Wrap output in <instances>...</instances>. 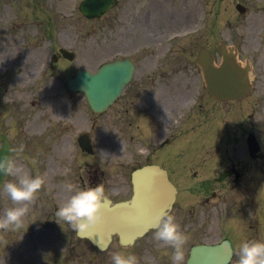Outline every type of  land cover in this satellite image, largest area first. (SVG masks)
Instances as JSON below:
<instances>
[{"label": "rangeland", "instance_id": "rangeland-1", "mask_svg": "<svg viewBox=\"0 0 264 264\" xmlns=\"http://www.w3.org/2000/svg\"><path fill=\"white\" fill-rule=\"evenodd\" d=\"M80 2L81 0H0V125L11 121L10 125H13L17 134L18 121L36 110V106L31 109V105L36 102L35 99L44 102L47 98L57 100V96L70 98L61 88V82L65 81L69 73L82 67L96 70L106 53H109L108 48H102V43L106 42L109 32H112L110 36L115 40V44L119 45L120 41H125L123 36L125 37L131 29L125 23L133 17L128 10H122L123 2L121 6L117 5L112 14L121 10V15L124 16L120 19L113 18L110 26L103 29L107 31L105 41L104 35L100 34L99 24L85 22L80 16L77 10ZM238 2L246 7L243 16L235 11V4ZM147 8L152 18L141 23V13ZM132 13L143 26L133 27L135 30L131 31L130 38L133 40V47L136 48L133 50L127 48L129 56L137 62V73L133 83L136 86L144 82L142 78L146 70L153 73L156 79L162 73L171 78V81L161 79L163 83L174 85L179 77L180 82L190 85L186 84L190 81L185 78L191 77V73L194 75L197 73L194 58L198 49L204 46L218 52L217 48L221 42L236 48L239 59L252 65L254 87L250 97L230 102V107L227 108L223 103L210 106L209 102L203 101L206 113L202 112V116L200 113H194L190 127V123L185 125L186 133L174 144L175 147L192 148L194 154L199 149L203 152L201 159L200 154L194 155L195 158L189 159L182 166L186 176H189V172L195 171L203 178L217 176L222 166L229 163L242 174L237 183L229 178L226 180L230 182L229 185L220 186L219 181L217 186L215 184L206 190L201 189L200 185L197 186L195 181L179 180L181 184L178 185L180 189L178 208L174 211L176 217L186 216V220L190 212L192 214L195 212L192 222L197 220L198 212L202 211L204 223L201 232L199 234L195 232L196 224L186 231L191 232L192 237L188 245L199 242L212 243L230 237L234 246L231 264H236L241 240H264V156L260 161L250 160L245 146L246 135L252 132L264 148V0H147L143 7L136 8ZM67 46L75 52L76 58L71 65H55L59 72L58 82L54 80L56 76L51 79L49 70H41V74L37 76L28 71L26 75L24 74L26 60L30 61L35 54L42 53L40 55H44L42 58H45L44 63L48 65V56ZM168 49L172 52L168 54L169 61L159 57L162 51ZM177 71H183L185 74L175 77L174 73ZM23 79L29 80H24L26 82L24 84ZM161 80L157 82L161 83ZM166 88L171 89V86L166 85ZM152 89L153 87L149 90ZM50 107L48 105L47 109ZM229 108L230 119L224 123L222 115H228ZM118 114V107H115L107 117L96 120V128L100 129V132L94 131L95 153L92 157L81 154L75 146L72 148L70 145L66 157L63 151L57 153L51 150V142H54L57 131L53 134L49 131L50 133L43 136L44 130L40 140L31 141L32 149L15 152L14 159L18 165L23 166L21 173L28 172L32 175L46 173V177L45 184L32 201L19 202L16 205L27 203L29 208L22 227L0 229V264H113L112 252L120 251L116 246H112L100 259V253L92 246L66 236L68 223L57 217L54 209L64 202L58 201V192L64 191L63 184L61 187L56 181H65L64 174L60 175L65 165L69 164L66 168H70L71 172L67 178L74 183L79 182L80 175L81 179L85 181L88 179L92 184L101 176L98 168L103 174L104 181L109 177L116 179L115 173L129 177L130 169L126 165L130 162L128 154H125L123 160L102 159L109 143L116 147L115 137L110 138V134L103 131V128H107L105 125L110 126L118 118ZM93 117L89 113L81 122L90 125ZM105 118L106 120L109 118L107 124ZM138 118L144 119V124L139 123L141 136L137 139L134 137L133 143H148L149 120L143 109L140 110ZM52 124L51 128L56 123L52 120ZM214 127L218 129L213 131ZM173 130L174 128L171 134L175 137ZM139 151L140 163L161 164L164 161L160 156L161 151H156L149 160L145 158V147ZM53 161L55 164L58 163L56 167L53 166ZM120 163L125 165L122 166ZM198 165L203 171L199 172ZM81 171L86 173V177ZM14 179L16 175H10L8 178ZM199 182L200 179L198 184ZM212 192H215V198L210 195ZM205 202L211 205V210L207 213L202 206ZM12 205L8 194L0 190V215ZM37 235L41 236L40 240H36ZM145 248L148 250L151 247ZM138 250L139 254L134 253L139 259V264H157L159 261L157 259H161V264H172V249L168 250L164 260L161 252L154 249H150L148 257L142 255L147 251ZM90 255L96 256L92 263L89 260Z\"/></svg>", "mask_w": 264, "mask_h": 264}, {"label": "clouds", "instance_id": "clouds-1", "mask_svg": "<svg viewBox=\"0 0 264 264\" xmlns=\"http://www.w3.org/2000/svg\"><path fill=\"white\" fill-rule=\"evenodd\" d=\"M4 146L0 144V148ZM10 153L12 152L9 149ZM22 165H18L14 157L8 152L0 154V173L16 175V179L0 182V189L8 194L12 206H8L0 215V229H19L29 212L27 203L16 206L19 202L32 201L38 191L45 184L46 173L32 175L22 172ZM70 168L64 169L66 177L63 189L69 193L68 198L56 209V216L66 221L76 233H84L99 224L105 213L104 202L107 199L103 183L95 185L88 181L81 186L68 179ZM155 231L153 238L171 245L172 264H186V249L191 238L190 233L184 231L175 214L167 207L155 209L151 219ZM236 264H264V240L243 239L237 251ZM113 264H139V259L131 251H113Z\"/></svg>", "mask_w": 264, "mask_h": 264}, {"label": "water", "instance_id": "water-1", "mask_svg": "<svg viewBox=\"0 0 264 264\" xmlns=\"http://www.w3.org/2000/svg\"><path fill=\"white\" fill-rule=\"evenodd\" d=\"M205 57L207 59V57L209 56L204 52L201 54V60L203 61ZM207 68H208L207 72L209 76L212 72V69L210 65H208ZM114 69L116 71L118 68L115 66L109 69H103L100 73L96 74L95 76H89L85 73L80 72L74 79L73 83L76 84L78 88H81L91 100H94L96 105L91 103L92 105L91 107H94L96 109L97 106L102 107L104 105L103 102H100L101 97H102V92L103 93L105 92L106 95L109 93L107 95V98H109V100H112L113 98H115L114 95H116L117 92H115L116 94L114 93L113 95L111 93H112V90H115L117 88V85L119 81L121 80V78L120 77L116 78L115 75L111 73L114 71ZM117 71H119V69ZM215 71L217 72L216 74L219 75L220 81H225L227 83L229 82L232 87L236 86L239 82L245 83V84L247 83L245 70L240 69V67L235 62L233 55L231 54L229 57L224 58L223 64L220 67V69L215 70ZM106 88H112V90L111 91L108 89L105 90ZM100 92H101V95H100ZM91 93H95L96 95L93 97H99L100 98L99 101L93 99L91 97ZM232 93H235V92L233 91ZM221 96H226V95L222 94ZM3 146L4 147L0 149V154L4 152L9 153V150L7 146L5 145V143ZM152 172L156 174V177H158L157 171L149 170L147 168L145 171H142L141 174L143 176L146 175V177H151ZM5 176L6 175L0 173V182L4 180ZM167 193H168L167 199L166 201H164L163 205L164 207L168 208L169 204L172 201L171 196L173 195V190L171 187H169V191H167ZM93 236L94 237H92V239L96 241L100 238V233L97 232L93 234ZM96 244L99 245V242ZM230 255H231V249H229V244L227 242H224L220 245H216L213 247H198L194 249V252L188 264H225L229 260Z\"/></svg>", "mask_w": 264, "mask_h": 264}, {"label": "flooded vegetation", "instance_id": "flooded-vegetation-1", "mask_svg": "<svg viewBox=\"0 0 264 264\" xmlns=\"http://www.w3.org/2000/svg\"><path fill=\"white\" fill-rule=\"evenodd\" d=\"M34 65V64H33ZM35 69H37L35 66L33 67V70L35 71ZM116 190L118 191V192H122L123 194L124 193H126V191H127V189H126V187L124 186V185H121V186H119L118 188H116ZM124 196V195H123Z\"/></svg>", "mask_w": 264, "mask_h": 264}]
</instances>
